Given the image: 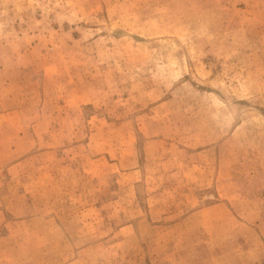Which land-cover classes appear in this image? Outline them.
<instances>
[{
	"label": "rangeland",
	"instance_id": "374dc122",
	"mask_svg": "<svg viewBox=\"0 0 264 264\" xmlns=\"http://www.w3.org/2000/svg\"><path fill=\"white\" fill-rule=\"evenodd\" d=\"M0 264H264V0H0Z\"/></svg>",
	"mask_w": 264,
	"mask_h": 264
}]
</instances>
